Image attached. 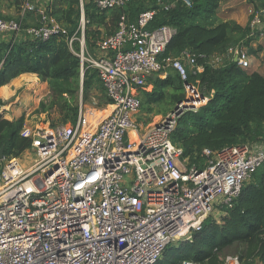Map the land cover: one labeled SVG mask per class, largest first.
Here are the masks:
<instances>
[{"label":"built area","instance_id":"built-area-1","mask_svg":"<svg viewBox=\"0 0 264 264\" xmlns=\"http://www.w3.org/2000/svg\"><path fill=\"white\" fill-rule=\"evenodd\" d=\"M92 1L99 10L125 12L130 0ZM176 1L189 7V0ZM155 7L171 8L161 0ZM159 10L141 12L130 27L122 16L117 30L90 52L80 2V33L68 40V48L79 58L81 76L89 67L97 71L110 110L95 125L86 120L82 107L74 126L36 125V159L29 167L0 157V264H156L169 247L193 243L204 222L232 203L264 166V143L219 151L202 148L203 166L190 163L170 143L174 112L139 133L132 121L140 106L133 87L165 67L183 84L211 68L206 56L198 64L190 49L161 66L158 56L175 31L167 25L147 28ZM39 15L40 26L26 34L40 40L58 36L56 21L45 10ZM261 23L255 16L250 29ZM3 33L14 37L23 31L20 23L0 19ZM230 52L239 67H249L244 52ZM197 94L196 103L183 102L194 105L192 112L206 101L202 88ZM224 264L244 263L228 256Z\"/></svg>","mask_w":264,"mask_h":264},{"label":"trees","instance_id":"trees-1","mask_svg":"<svg viewBox=\"0 0 264 264\" xmlns=\"http://www.w3.org/2000/svg\"><path fill=\"white\" fill-rule=\"evenodd\" d=\"M81 1L86 22L84 41L90 52L100 39L117 30L122 16L130 27L136 24L141 12L159 10L155 7L157 0H130L125 12L121 8L99 10L92 0H47L46 13L61 29L58 36L1 42L0 106L6 109L0 111V157L15 159L32 148L36 125H59L53 122V111L50 112L56 103L63 122L60 125L74 126L78 113L77 102L73 104L74 94L81 85L85 91L94 89L104 94L105 104H109L97 71L87 68L81 81L79 58L68 48V40L80 33ZM25 2L0 0V19H9L3 9L19 10ZM161 2L170 5V10H159L147 28L167 25L175 31L158 56L162 67L168 58L185 49L197 56L198 64L204 62L201 55L222 59L221 65L209 68L207 73L190 77V85L202 88L209 101L177 121L170 143L181 149L190 163L199 166L204 163L202 148L219 151L264 143V77L242 69L232 58L226 59L228 49L237 50L241 40L243 46H248L259 38V30L250 29L249 23L254 16L261 17L264 0H250L254 13L245 27L216 17L219 0H189L188 8L176 0ZM16 22L21 25V34L26 35L20 18ZM132 94L139 101L140 113L161 115L182 101L184 89L175 71L165 67L147 76L142 86L133 87ZM48 97L51 101L44 102ZM109 110L98 116L107 115ZM140 118L136 123L141 122ZM228 256L238 257L244 264H264V166L254 171L235 200L223 206L217 219L204 222L193 243L167 249L156 264H224Z\"/></svg>","mask_w":264,"mask_h":264},{"label":"crops","instance_id":"crops-1","mask_svg":"<svg viewBox=\"0 0 264 264\" xmlns=\"http://www.w3.org/2000/svg\"><path fill=\"white\" fill-rule=\"evenodd\" d=\"M46 3L47 0H26L23 7L19 10H15L14 8H10L9 10H4L3 13L5 15H8L9 12H13L16 15H18L17 18H20V21H22L24 27L27 29L36 28L40 25V11L45 10L46 11ZM254 8L253 5L250 4V0H219L218 9L216 10V17L223 22H227V20L234 21L237 25L241 27H245L249 23V17L253 15ZM261 13V25L257 27L258 32L260 33L259 38L256 41L250 42L248 46H243V40H241L237 45L236 49L238 51L244 52L246 54L249 67L246 68L248 71H255L258 74H260L262 77H264V6L260 8ZM255 17V16H254ZM251 23V22H250ZM249 23V26H250ZM27 35V34H26ZM18 34V36H12L11 34L3 33L0 34V43L1 42H8L10 40H14V42L21 41L24 37H29L28 35ZM225 58V57H224ZM231 58V52L230 49L226 52V59ZM222 64L221 58H212L209 57L207 60V66H210L211 68L217 67ZM183 89L188 94V99L190 101L197 102V93H198V87H193L189 83L183 84ZM187 97V96H186ZM208 100V99H207ZM209 101V100H208ZM193 102V103H194ZM102 110L108 108L107 105L102 106ZM84 110V109H83ZM86 111L84 110V117L86 118ZM94 110V116L98 115ZM103 116L101 115L97 117V119H92V122L96 124ZM99 118V119H98ZM89 121V119H87ZM69 126V125H67ZM133 139V137L131 138ZM32 149V148H31ZM26 151V152H25ZM25 153H28V161L25 163L23 162L22 166H30L31 163H33L36 159L35 153L32 150V153L29 152L30 149L25 150ZM22 153L24 155L25 153ZM31 157V158H30ZM34 157V158H32ZM22 163V161H21ZM20 163V165H21Z\"/></svg>","mask_w":264,"mask_h":264},{"label":"rangeland","instance_id":"rangeland-1","mask_svg":"<svg viewBox=\"0 0 264 264\" xmlns=\"http://www.w3.org/2000/svg\"><path fill=\"white\" fill-rule=\"evenodd\" d=\"M236 2V0H234ZM9 17V19L7 20H13V21H16L18 15H16L15 13H11L9 12V14L7 15ZM228 21H232V20H227ZM234 22V21H232ZM82 77L80 76V79ZM82 81V79H81ZM188 83L190 84V82L188 81ZM186 83V84H188ZM187 96V97H186ZM51 101L50 97L46 98L44 100V102L46 103H49ZM105 96L104 94L100 93L99 91H96L94 89H90L89 91H85L82 89V85L79 87L77 93L74 94V105L76 104L77 102V106H78V110L80 107H82L86 113H88L90 119H97V117H99L98 115H95L94 116V110L97 112V113H101L103 110H102V106L103 105H106L105 104ZM183 102L185 101H190V99H188V94L187 92L184 91V98L182 99ZM176 108V105H172L171 108H170V111L167 112L166 114H161V115H154L153 113H150V114H144V113H140L139 111H137L133 118H132V121L133 123H135L137 126H138V131L140 134H144V133H147L148 130L150 128H152L155 124L159 123L161 120L165 119V117H168L169 115H172V113L174 112V109ZM108 109V108H106ZM58 110H59V107L56 104H54L52 107H51V110L50 112H52V120L53 122H55L56 124H61L63 123L62 120H61V116L58 114ZM105 110V109H104ZM155 111V108L153 110V112ZM137 117H141V122H137L136 123V119ZM99 119V118H98ZM177 118L174 117V122H175V126L177 124ZM174 126V127H175ZM130 137H133L134 138V135H130ZM32 150L30 148V151L32 153ZM26 152V151H25ZM24 152V153H25ZM33 154V153H32ZM31 158V157H30ZM34 158V157H32ZM18 160H21L22 162H26L28 161V153H25L24 155H20L18 158H16ZM20 164V163H19ZM221 215V211L217 212L216 215L213 217H211L209 220H214V219H217L219 216ZM175 247H177L178 245H173ZM162 259V257H161ZM160 259V260H161ZM260 264H262L261 262H258Z\"/></svg>","mask_w":264,"mask_h":264},{"label":"water","instance_id":"water-1","mask_svg":"<svg viewBox=\"0 0 264 264\" xmlns=\"http://www.w3.org/2000/svg\"><path fill=\"white\" fill-rule=\"evenodd\" d=\"M208 103V100L204 101L202 106L206 105ZM194 109V105L191 103H183V101H180L176 104V108L174 109V115L177 117L179 120L181 117H183L187 112H192ZM168 119V118H167Z\"/></svg>","mask_w":264,"mask_h":264},{"label":"bare ground","instance_id":"bare-ground-1","mask_svg":"<svg viewBox=\"0 0 264 264\" xmlns=\"http://www.w3.org/2000/svg\"><path fill=\"white\" fill-rule=\"evenodd\" d=\"M85 114H86V120L89 119V121H90L92 124H94V123L92 122V118L90 119L88 113H85ZM103 117H105V116H103ZM94 125H95V124H94Z\"/></svg>","mask_w":264,"mask_h":264},{"label":"clouds","instance_id":"clouds-1","mask_svg":"<svg viewBox=\"0 0 264 264\" xmlns=\"http://www.w3.org/2000/svg\"><path fill=\"white\" fill-rule=\"evenodd\" d=\"M81 77H82V76H81ZM208 220H209V219H208ZM178 246H179V245H178ZM171 247H175V246H171ZM171 247H169V248H171ZM169 248H168V249H169ZM166 251H167V250H166Z\"/></svg>","mask_w":264,"mask_h":264}]
</instances>
